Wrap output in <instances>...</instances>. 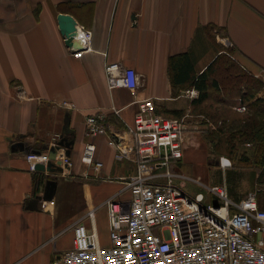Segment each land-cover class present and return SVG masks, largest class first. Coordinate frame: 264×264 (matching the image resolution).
<instances>
[{"label": "crops", "instance_id": "1", "mask_svg": "<svg viewBox=\"0 0 264 264\" xmlns=\"http://www.w3.org/2000/svg\"><path fill=\"white\" fill-rule=\"evenodd\" d=\"M61 14L92 34L91 51L80 60L72 57L71 48L78 44L66 45L59 31ZM206 28H214L213 46ZM218 31L241 68L252 76L264 72V0H0V264L58 260L72 248L73 224L82 219L91 228L89 212L100 244L109 245L103 204L118 196L121 178L133 173L134 164L116 161L102 137L96 140V159L103 168L96 172L84 166L80 154L87 141L85 117L102 112L113 129L131 126L134 101L151 98L157 113L178 115L173 118L185 124L183 146L190 139L196 142L193 133L208 126L195 115L207 116L203 106L211 101L196 105L199 93L194 98L184 95L195 88L173 85L169 58L189 53L194 72L200 74L220 51ZM109 63L135 70L139 80L133 94L108 88ZM60 141L67 148H59L57 156L69 150V172L31 171L25 155L47 153ZM184 152L183 147L181 160L171 166L177 175L173 183L183 189L188 181L206 186L200 178L181 173ZM217 167L233 202L251 191H240L241 183L255 187L253 169L241 171L240 182L231 189L228 176L236 178L240 171ZM48 181L55 182L54 203L42 209L37 197L44 195L40 188Z\"/></svg>", "mask_w": 264, "mask_h": 264}, {"label": "built area", "instance_id": "2", "mask_svg": "<svg viewBox=\"0 0 264 264\" xmlns=\"http://www.w3.org/2000/svg\"><path fill=\"white\" fill-rule=\"evenodd\" d=\"M75 27L71 43L78 47L71 48L72 57L80 60L91 51L92 34ZM105 75L110 90L126 89L133 94L138 86L135 70L118 63L105 64ZM253 77L264 82V72ZM197 94L194 89L184 92L190 98ZM134 104L133 124L124 128H111L102 112L85 117L87 141L80 154L84 166L96 172L103 168L96 159V140L102 137L114 150L116 161L134 164L133 173L121 178L119 197L103 204L109 245L100 244L94 214L89 212L86 218L92 221L91 228L82 219L73 224L72 248L49 264H264V209L259 208L257 193L248 192L238 203L228 197L223 184L205 186L208 196L187 194L173 183L177 175L171 172V166L181 160L187 127L181 119L157 113L151 98L135 100ZM63 106L74 108L68 102ZM235 110L243 112L245 107ZM112 112L118 116V110L113 108ZM25 159L33 172L36 165L49 162L48 152L32 151ZM56 160L61 162L59 174L66 175L71 160L64 154H56ZM218 166L225 170L232 162L220 157ZM53 203L40 200L42 209Z\"/></svg>", "mask_w": 264, "mask_h": 264}, {"label": "trees", "instance_id": "3", "mask_svg": "<svg viewBox=\"0 0 264 264\" xmlns=\"http://www.w3.org/2000/svg\"><path fill=\"white\" fill-rule=\"evenodd\" d=\"M212 30L214 31V28H206L207 36L215 41ZM233 52L229 47L224 51L221 49L214 60L198 75L194 72L189 53L173 55L169 58V72L174 86H186L198 91L199 97L194 101L196 105L207 101L216 104L217 111L214 115L207 114L215 118L217 128L214 131H206L203 138L210 146L211 154L229 158L234 166L237 164L243 168H252L257 175L255 186L262 190L264 97L259 94L264 93V83L241 68L233 59ZM238 106L245 107L244 115L238 116L231 112L233 107ZM173 112L175 115L179 113ZM163 115L169 118L178 116ZM246 144L252 147L246 148ZM35 174L41 175L40 172ZM240 175L241 171L236 174V178L228 176L227 182L230 183L231 189L237 187ZM259 191L260 189L257 191V201L259 208L264 209V188L263 191Z\"/></svg>", "mask_w": 264, "mask_h": 264}, {"label": "rangeland", "instance_id": "4", "mask_svg": "<svg viewBox=\"0 0 264 264\" xmlns=\"http://www.w3.org/2000/svg\"><path fill=\"white\" fill-rule=\"evenodd\" d=\"M218 36H219V40H221V42H222L220 44V50L223 49V51H224L228 48V46L224 42V37L222 36V33H219ZM208 38L210 40L211 46H213L212 43H215V41H213L210 37H208ZM229 48H230V46H229ZM203 108L208 109L206 112L211 114V115H214V112L217 111V107L213 103H209V104L206 103L203 106ZM231 112L237 114L238 116H242L245 114L244 113L245 111L239 112V111H236L235 109L232 110ZM195 116L198 118H202L203 122L207 123L206 125L208 126V129H206V130L201 129L200 131L194 132L193 136H195L196 142H194V141H192V139H190L189 145L185 144L183 146L185 152H184V159L182 161L183 164L180 165V167L182 166L180 168L181 173L186 175V176H189L191 178H200L201 181L203 183H205L206 186L221 184L222 172L217 167V164H218L219 158L225 157V156L219 157V156H214L213 154H211L210 146L203 139L205 137L204 134L206 133V131L208 132V131L216 130L217 126L215 125V122H214L215 118H212L210 115H207V116L195 115ZM217 124H220V122ZM203 131H205V132H203ZM190 145L192 147L188 148ZM210 156H214V157H210ZM232 164H233V162H232ZM251 169L252 168H248V167L243 168V167H240L239 165L235 164V166L233 165V167L227 171L231 170L234 172L236 170V171L246 172V171H249ZM243 188H245L246 191L251 190V191H254L257 193V191L259 189H260L259 192L263 191L264 186H263L262 190H261V188H259L257 186H255V188H252V187H250L249 182L245 181L243 184L242 183L240 184V191ZM184 190L187 194H195L197 192H201L205 196H208V193H207L205 186H197L195 183H193L191 181L187 182ZM261 200H263V199H261ZM101 231L104 232L103 236H105V234L107 233L106 229L101 228ZM102 239H103V237H102Z\"/></svg>", "mask_w": 264, "mask_h": 264}, {"label": "water", "instance_id": "5", "mask_svg": "<svg viewBox=\"0 0 264 264\" xmlns=\"http://www.w3.org/2000/svg\"><path fill=\"white\" fill-rule=\"evenodd\" d=\"M57 20H58V25H59V31L61 35L64 38H66V41H65L66 45H70L71 41L74 38L75 29H76L73 18L69 15L61 14V15H58ZM63 146L66 147L63 141L58 142L56 146H52L48 151L49 162L45 166L42 164L36 165L35 167L36 171L38 172L46 171L48 173L59 172L61 170L60 168L61 162L56 160V153H57V150L59 148H62ZM65 155L66 156L69 155V150H66ZM54 161H56L55 164L58 166V168L54 166L55 165ZM54 187H55V182L48 181L44 189L42 187L40 188V190H43L44 195L37 197V199L51 200L53 196L52 194H53Z\"/></svg>", "mask_w": 264, "mask_h": 264}]
</instances>
